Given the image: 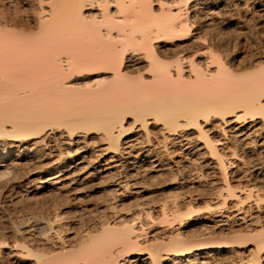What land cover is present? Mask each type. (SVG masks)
Here are the masks:
<instances>
[{
  "label": "bare ground",
  "instance_id": "1",
  "mask_svg": "<svg viewBox=\"0 0 264 264\" xmlns=\"http://www.w3.org/2000/svg\"><path fill=\"white\" fill-rule=\"evenodd\" d=\"M242 1L1 0L0 197L48 216L0 264H264V50L213 32Z\"/></svg>",
  "mask_w": 264,
  "mask_h": 264
},
{
  "label": "rangeland",
  "instance_id": "2",
  "mask_svg": "<svg viewBox=\"0 0 264 264\" xmlns=\"http://www.w3.org/2000/svg\"><path fill=\"white\" fill-rule=\"evenodd\" d=\"M244 1H242L240 3V6L242 5L241 7H239L240 12H239V10L234 11V12L230 13L231 16L229 15L230 17H233V20H234L233 25H231L229 27L224 26V25H221V26L218 25L219 28L217 27L218 28L217 31H216V29H214V31H213L214 33L219 32L220 34H223V35H225L226 38H228V40L230 41V45H232L231 47L229 45L230 52H232V51H234V49H236L235 50L236 51V57L233 60V62H235V64H238V63L242 62L246 57H249L248 54L250 52H251L250 54H252V52L255 49H256V52H257V50L258 51L264 50V30H263L264 29V26H263L264 25V20H263L264 19V8H263L264 5L260 8V7H255L254 4H251L248 0H244ZM243 3H245V5ZM0 7H2L1 6V0H0ZM257 18H259V19H257ZM26 19H29V17H27ZM248 21L250 23H248ZM238 22H241L242 24L238 23ZM240 25H242V26H240ZM222 28H223V30H222ZM256 46L258 48H256ZM259 47H263V49L262 48L260 49ZM33 176L34 177H32V179L37 177L36 175H33ZM211 176L209 178H207V182L214 180L213 178H215V177H211ZM242 176H244L243 173H241V172L236 173V176H234L235 178H233L231 181L232 184L235 186H238V187H242V185L243 186L247 185L248 178L246 180V177L243 178ZM238 183H242V184L240 185ZM205 185H206V183H205ZM92 191L93 190L87 191L88 194L85 191L83 192V195L81 196V198H84V199H82L83 201L82 200H80L78 202L74 201L75 197H73V196H68V198H66V199H69V202H68V200L65 201L66 203H64V204H66V205H64L65 207L63 206L61 209L62 210L61 214L62 215L64 214L62 216V219L64 218L63 219V221L65 222L64 224L67 226L66 231H67V229L69 230V231L65 232V235L69 234L70 237H73L74 236L73 234H76L78 232V226L76 223H77V221H79V218H80L82 212L84 213L87 211V213H88V212H90V210L93 211V209L98 207V205H96V206H94V205L96 203L99 204L98 201L102 200L101 199L102 193L99 191V189H95L93 192ZM86 194L89 196H86ZM99 196H100L101 200L98 199ZM1 197H0V229H1L0 231H2V232L5 231L6 237H4L5 238L4 240L7 239L6 242H8L9 244L10 243L13 244L14 241L16 240L15 237L13 236V234L10 233V231L14 228L13 224L15 226L18 223V221H24V220H27V218H28V221L30 223H32L33 218L35 219V217L36 218L39 217V219H41L43 216V217H45L44 219H46L47 218L46 216H48L47 210L45 208L46 203L40 204L41 200L43 201L44 199L36 197V196L33 197V194H31L27 197L24 192H21L17 195L11 196V197H8V196L7 197L1 196ZM67 202H68V204H67ZM79 202H82V203H79ZM140 202H142V201L140 200ZM140 202H138L137 200L135 202V199H127L123 203H121V205L119 206L118 209L122 210V211H123V209H124V211L130 210V209L132 210L135 207L134 204L137 205V203H140ZM36 203H38V204H36ZM77 203H79V204H77ZM30 204L35 205V206L38 205L39 207H38V209H36V211L32 210L33 212H30V211L28 212L25 207H27V206L30 207L31 206ZM132 206H133V208H131ZM26 212H28V213H26ZM32 213H33V215L35 214V216L33 218H32V216H33ZM16 219H18V220H16ZM34 234L37 235L36 233H34ZM248 250H244V249L241 250V252H244V254L241 256L242 259L243 258L245 259V257L247 256ZM241 258H239V260L237 258H235L236 261L233 260L234 263L232 261L230 264H237ZM6 259H7L6 261L9 262V264H18V263H16L15 259L12 257H6ZM19 264H22V263H19Z\"/></svg>",
  "mask_w": 264,
  "mask_h": 264
}]
</instances>
